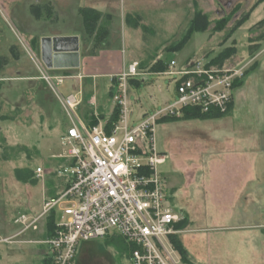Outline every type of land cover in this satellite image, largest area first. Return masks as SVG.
<instances>
[{
  "label": "rangeland",
  "instance_id": "obj_1",
  "mask_svg": "<svg viewBox=\"0 0 264 264\" xmlns=\"http://www.w3.org/2000/svg\"><path fill=\"white\" fill-rule=\"evenodd\" d=\"M92 1L0 0V63L4 61L0 80L5 81L0 105L1 114L9 116V120L0 121V153L9 157L8 160H0V239L17 236L16 242L0 243V264H48L49 249L44 245L49 238L48 216L42 217L22 234L19 232L23 226L15 220L21 214L39 216L44 201L51 194V187L67 177L61 172L63 162L52 156L68 153L69 148L62 145L59 138L71 122L51 86L42 79L41 71L47 70L41 59L40 41L43 36L79 33L83 57L81 67L85 60L88 72L102 74L98 79H89L86 90L78 91L72 85L75 83L73 78L79 76L80 71L72 70L66 74L48 70L58 80L59 90L64 94L68 90L73 93L81 91L85 99H91L94 82L97 81L100 91L106 92L109 82L105 74L116 73L119 66L123 71L130 63L138 61L143 67V74L138 77L140 86H131L132 107L139 116L138 120L145 113L156 112L165 106L166 99L174 96V81L163 73L150 72L157 60L166 63L175 60L178 68L184 69L192 61L210 63L225 49L236 45L233 61L229 58L219 67L239 68L252 59L250 38L255 41L264 38V23L252 29L264 19L262 4L224 42L226 33L257 0H236L229 8L228 0H146L139 7L128 8L122 6L123 0H116L120 6L118 9L107 6L100 13L99 25L108 30L107 38L101 42L95 35L89 36L81 23L79 11L82 7L91 6ZM238 6L240 10L231 14ZM34 8L41 12L40 18H37ZM198 11L209 17L211 25L208 30L194 33L182 48L170 51L169 48L188 32ZM230 14L224 30H214L217 22ZM121 19L127 26L126 31L117 29ZM260 47L259 51L264 48V40ZM233 97L232 114L209 119H186L182 115L175 117L176 121H159L155 125L156 147L169 157L167 163L161 166L170 198L171 192L175 193L168 203L179 215L182 211L177 200L198 191H207L206 185L186 184L184 166L192 167L197 162L196 155L205 153L194 148V140L208 145L210 140L233 138L234 130L243 127L257 129L264 124V52L246 67L242 83L234 89ZM113 104L115 102L107 98L105 110L108 112ZM83 105L82 113L85 115L88 107L93 105L87 106V101ZM189 138L191 141L187 140ZM210 153L209 149L203 162ZM41 167L44 170L52 167L55 173L37 177L36 170ZM17 170L24 175H29L31 171L32 179L27 176L26 180H20L16 176ZM184 221L183 231L191 233L188 231L191 224L189 218ZM187 233L179 235L186 248H193L189 242L192 235L204 237L213 234L209 230ZM126 249L116 238L82 242L73 264H132ZM202 254L206 256L204 249L200 256ZM192 259L197 263L193 256Z\"/></svg>",
  "mask_w": 264,
  "mask_h": 264
},
{
  "label": "built area",
  "instance_id": "obj_2",
  "mask_svg": "<svg viewBox=\"0 0 264 264\" xmlns=\"http://www.w3.org/2000/svg\"><path fill=\"white\" fill-rule=\"evenodd\" d=\"M208 64L192 61L179 69L175 60L168 63L163 75L174 81V96L140 120L131 100V81L143 74L140 64L134 62L112 76L113 101L120 116L110 132L108 121L90 126L80 115L81 91L64 94L48 69L41 71L71 122L63 144L69 148L66 157L72 163L61 171L69 178L68 187L46 199L39 216L21 214L15 221L23 226L22 234L42 217L56 214V233L44 241L51 264H73L80 243L114 234L132 247V264H182L170 241L179 233L176 224L182 217L168 203L161 166L169 157L156 147L155 125L165 117H181L186 108H198L202 113L229 111L234 84L243 79L246 66ZM95 103L90 99V104ZM36 174L41 177L42 168ZM16 237L0 239V243H12Z\"/></svg>",
  "mask_w": 264,
  "mask_h": 264
},
{
  "label": "crops",
  "instance_id": "obj_3",
  "mask_svg": "<svg viewBox=\"0 0 264 264\" xmlns=\"http://www.w3.org/2000/svg\"><path fill=\"white\" fill-rule=\"evenodd\" d=\"M137 1H140V3L137 4ZM144 1L146 0H123L122 6L124 5V8L139 7ZM90 5L82 8H93L99 13H103L102 9L107 8V6L117 7V9L120 7L116 0H93ZM142 5L144 6V4ZM119 17L121 18L120 13ZM122 19L117 29L121 31L125 29L126 31L127 26L123 23L125 19ZM81 23L83 25L82 19ZM55 36H78L80 38V34L75 32L45 35L43 37ZM81 49L82 44L80 42V53ZM263 52L264 48L254 56L250 55L252 59L245 66L250 65ZM81 58H83L82 53ZM231 60L233 61V58ZM232 61L231 63H233ZM134 62L138 61L132 63ZM85 67L87 66L85 60H83L82 67L74 69L80 71L79 76L74 77L70 74L75 79L72 86L77 88L78 91L80 89L82 91L86 90L87 83L90 82L89 79H98L102 75L96 72H88ZM59 71L68 74L72 70ZM120 72L121 66L118 67L116 73L111 71L109 74H105L109 82L106 92L99 90L97 81L93 83L94 93L91 95V99L96 100L93 107L98 112L106 114L107 119L115 108L113 104L108 112L105 110V102L111 88V77ZM70 93L73 92L68 90L66 94ZM171 98L166 100L169 101ZM83 104L78 111L84 118L82 113ZM232 113H234V97L229 114ZM69 126L64 128V132L59 138L62 145ZM187 140L191 141V138ZM193 145L198 152L205 151V153L196 155L197 162L192 167L189 165L184 166L183 169L187 178L186 184H203L206 185L207 191L205 193L198 191L183 200H177L178 207L182 211V216L180 215L182 221L188 217L191 222L188 230L191 233L184 232L183 227H176L179 231L177 235L202 233L208 230L213 232V234L204 237H198L197 234L189 237V242L193 245V248L186 246L199 264H264V124H261L257 129L243 127L234 130L231 139L210 140L208 145L194 140ZM209 149L211 153L206 157L207 160L203 162ZM52 158L61 160L64 164L63 169L72 163V160L67 158L65 154L53 155ZM42 170L45 175L55 173L52 167L45 170L42 168ZM68 181L69 178L66 177L62 182H58L56 186H52L48 199L56 197L66 189ZM174 195L175 193L172 191L171 200H173ZM202 249L205 250L206 256H203V254L200 256Z\"/></svg>",
  "mask_w": 264,
  "mask_h": 264
},
{
  "label": "trees",
  "instance_id": "obj_4",
  "mask_svg": "<svg viewBox=\"0 0 264 264\" xmlns=\"http://www.w3.org/2000/svg\"><path fill=\"white\" fill-rule=\"evenodd\" d=\"M262 4L264 5V0H257L252 5L250 10L243 13L242 17L238 20V22L236 23L234 28H232L231 30H229L226 33V36L224 37V42L229 40L232 37V35L235 33V31L238 30L249 19L252 12ZM239 10H240V8L238 6V7H236V9H234V11L231 14L234 15ZM263 10H264V7H263ZM34 11L36 12L35 14H36L37 18H40L41 12L39 11V9L34 8ZM79 12H80L81 17H82L85 32L89 36L95 35L98 41H101V42L104 41L108 36V30L104 29V27H101L99 25V22L101 19V14L93 8H82ZM231 14L220 19L217 22V25L215 26L214 30L219 31V32L223 31L227 25V22H229V18L231 16ZM263 23H264V19L262 21H260L258 24H256V26L252 27V29L261 26ZM210 25H211V21H210L209 17L206 14H204L203 12L198 11L195 15V18L191 22V25L188 29V32L181 38L180 41H178L175 45L171 46L169 48V50L170 51L179 50L188 42V40L193 36L194 33L206 32L208 30V28L210 27ZM262 40H264V38H262V37H260L256 41L253 38L252 39L250 38L249 50H250L251 56H254L259 51V49L261 48L260 46H261ZM236 52H237L236 46H232L229 49H225L222 53H220L217 57H215L214 59H212L210 61V63L208 64V67L222 66L224 61L229 59V58H232L236 54ZM2 63H0V70L2 69ZM167 68H168V63H166L163 60H157L151 66L150 72L163 73L167 70ZM140 69H143L142 65H140ZM242 80L243 79L237 80L234 84V88L238 87L242 83ZM131 84L133 86L138 87V86H140V81L137 78L135 80H132ZM4 85H5V81L0 80V93H1ZM113 89H114V86H111L110 92L108 95V98L110 100H113V97H114ZM88 100L89 99H87V98L84 100V101H87V106L89 104ZM89 106H90V104H89ZM231 108H232V103H231L229 111L227 113H220V112L214 111V110L211 111L210 113H202L201 110H199L198 108H186L183 111V118H186V119H209V118L223 117V116H226L230 113ZM119 116H120V109L117 106L114 108L113 112L108 117V119H107L106 114L98 112L93 106H90V107H88L87 111L85 112L84 119L89 123L90 126H96L99 124L100 120H106L107 119L108 120L107 131L110 132L111 131V124L114 122H117L119 119ZM7 120H9V116L1 114V105H0V121L3 122V121H7ZM159 121H176V118L175 117H165V118L160 119ZM1 146H2V144H0V149H1ZM8 158L9 157L7 155L2 156L0 153V160H4V159L8 160ZM16 176L22 181L24 179L26 180L27 176L29 179H32V178H30V177H32V172L29 171V175H24L23 172H21L20 170H17ZM47 218H48L47 234H48V237L51 238L55 235L56 229H57L56 214L54 212L50 213V215H48ZM183 225H184V220L177 223L176 227L182 228ZM113 238H116L118 242L121 241V243L124 244V246L127 248L126 250H127L128 254L131 256L132 247L128 246L126 244V242L123 240V238L117 234H114L111 237H109V239H113ZM170 241H171L174 249L176 250V252L180 255L183 264H199V263H196L195 261H193L190 252L182 244L181 240L179 239V235L171 236ZM48 264H51L50 259H49Z\"/></svg>",
  "mask_w": 264,
  "mask_h": 264
},
{
  "label": "water",
  "instance_id": "obj_5",
  "mask_svg": "<svg viewBox=\"0 0 264 264\" xmlns=\"http://www.w3.org/2000/svg\"><path fill=\"white\" fill-rule=\"evenodd\" d=\"M41 59L48 70H74L81 66L78 36L42 37Z\"/></svg>",
  "mask_w": 264,
  "mask_h": 264
},
{
  "label": "flooded vegetation",
  "instance_id": "obj_6",
  "mask_svg": "<svg viewBox=\"0 0 264 264\" xmlns=\"http://www.w3.org/2000/svg\"><path fill=\"white\" fill-rule=\"evenodd\" d=\"M219 1H220V0H219ZM235 1H236V0H228L227 7H228V8L231 7L232 4H233ZM223 12H224V14H225L224 9H223Z\"/></svg>",
  "mask_w": 264,
  "mask_h": 264
}]
</instances>
